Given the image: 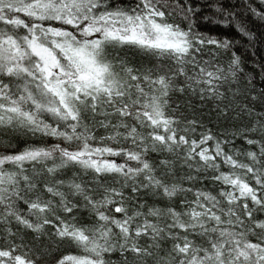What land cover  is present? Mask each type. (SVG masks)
Wrapping results in <instances>:
<instances>
[{"label": "snow or ice", "instance_id": "snow-or-ice-1", "mask_svg": "<svg viewBox=\"0 0 264 264\" xmlns=\"http://www.w3.org/2000/svg\"><path fill=\"white\" fill-rule=\"evenodd\" d=\"M260 6L0 0V135L65 145L0 153V264H44L61 242L83 254L54 264H264V64L259 88L241 84L240 56L219 59L232 42L197 27L232 23L251 42L241 13L264 22ZM124 45L168 63L132 67L113 55ZM177 93L250 123L217 136ZM209 169L215 194L195 186Z\"/></svg>", "mask_w": 264, "mask_h": 264}, {"label": "trees", "instance_id": "trees-1", "mask_svg": "<svg viewBox=\"0 0 264 264\" xmlns=\"http://www.w3.org/2000/svg\"><path fill=\"white\" fill-rule=\"evenodd\" d=\"M120 3L124 5H133L136 0H119ZM198 3H203V0H196ZM223 3L231 5V4H240L242 0H222ZM250 2L257 8L260 6V0H250ZM209 14H211V10H206ZM246 23L248 29L255 34L256 39L253 41H249L247 36H244L242 33L238 31L234 24L229 23L227 25L220 23H209L203 20L198 21L197 27L203 31L208 33L209 35L224 38L227 37L229 41L232 42L229 50L227 52L221 53L219 59L221 63L227 64L231 53L235 52L241 58V68L243 72L240 73L241 84H243L244 80L249 76H254L255 80L253 84L256 88L261 86V70L259 65L264 64V22H261L257 18L251 16L250 13L243 12L241 13ZM177 23H181L179 18H175ZM171 22V21H170ZM183 27L184 25L181 24ZM113 55L116 57L125 60L128 65L132 67H152L156 64H166L168 61L164 60V58H156L152 56L150 53L145 52L144 50L124 45L118 47L113 51ZM243 97L238 98V102H242ZM171 102L179 105L180 111L184 112L189 117L195 116L197 119L201 120L203 125L206 128H210L214 134L217 136H222L224 130H232L235 127H242L250 123L247 118L239 117L236 115L235 111H230L229 114L225 116H221L219 114V108L210 101L201 102L198 96L192 95H180L173 94L171 98ZM227 103V102H226ZM104 134L103 129L97 130V136ZM199 134V129L197 131V135ZM11 143H6L5 137L0 135V153L7 152H15L20 149H23L27 144H51V143H61L62 146L64 142L56 141L50 137H32L30 135H19L10 138ZM91 143L98 144L102 143L98 139L95 141H90ZM236 149L243 150L247 147L244 144L243 140L237 138L234 142ZM69 147H74L75 144L67 145ZM125 146H129L125 144ZM228 147H232L231 145H226L225 150ZM110 159H114L117 162L121 161L120 156L109 157ZM150 158H155L150 155ZM227 166L221 164V171H228ZM178 174H182L181 169L177 168ZM213 171L209 169L207 172L201 173L205 178L202 180H198L195 183L196 187H202L205 190L212 191L214 194L217 193L222 187V185L214 182L209 177L213 175ZM188 198L191 199L192 195L188 194ZM23 207V205H21ZM86 215V214H82ZM3 241L0 239V244ZM82 250L79 249L76 245L68 242H61L56 244H50L48 246V250L45 251L42 255V259L44 264H54L55 260L60 259L64 256H76L82 255ZM115 258V255H114ZM65 264H71V261H66Z\"/></svg>", "mask_w": 264, "mask_h": 264}]
</instances>
